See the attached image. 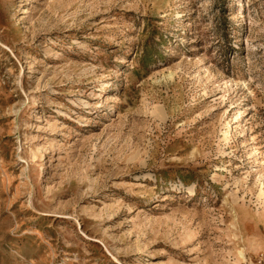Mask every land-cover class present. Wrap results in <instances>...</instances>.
<instances>
[{"label": "rangeland", "instance_id": "rangeland-1", "mask_svg": "<svg viewBox=\"0 0 264 264\" xmlns=\"http://www.w3.org/2000/svg\"><path fill=\"white\" fill-rule=\"evenodd\" d=\"M0 264H264V0H0Z\"/></svg>", "mask_w": 264, "mask_h": 264}, {"label": "bare ground", "instance_id": "bare-ground-1", "mask_svg": "<svg viewBox=\"0 0 264 264\" xmlns=\"http://www.w3.org/2000/svg\"><path fill=\"white\" fill-rule=\"evenodd\" d=\"M229 129V128H228Z\"/></svg>", "mask_w": 264, "mask_h": 264}]
</instances>
